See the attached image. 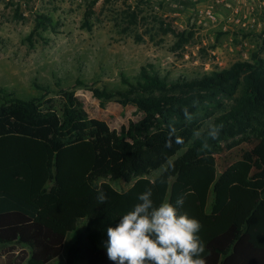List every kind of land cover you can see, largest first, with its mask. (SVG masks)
I'll use <instances>...</instances> for the list:
<instances>
[{
    "label": "trees",
    "instance_id": "trees-1",
    "mask_svg": "<svg viewBox=\"0 0 264 264\" xmlns=\"http://www.w3.org/2000/svg\"><path fill=\"white\" fill-rule=\"evenodd\" d=\"M98 1L84 28L91 29ZM127 18L138 23L135 12ZM261 54L192 79L169 80L145 66L136 78L123 77L124 90L97 94L103 106L119 100L147 115L132 134L128 162L108 123L91 118L74 91L48 98L38 87L45 93L28 100L1 91L0 246L7 247V264H54L62 257L66 264H112L107 228L148 189L157 206L184 198L180 212L202 224L206 264H264V177L253 179L246 160L219 173L205 156L239 137L264 141ZM205 122L209 126L178 157L192 140L188 133ZM115 181L130 188L118 191ZM71 232H78L75 241Z\"/></svg>",
    "mask_w": 264,
    "mask_h": 264
},
{
    "label": "rangeland",
    "instance_id": "rangeland-1",
    "mask_svg": "<svg viewBox=\"0 0 264 264\" xmlns=\"http://www.w3.org/2000/svg\"><path fill=\"white\" fill-rule=\"evenodd\" d=\"M93 1L0 0V96L5 91L26 100L41 97L45 92L38 87L48 98L61 90L74 91L91 118L108 123L126 162L132 159V134L147 115L119 100L103 106L97 94L124 90L123 77L134 79L145 66L169 80L192 79L251 61L261 49L264 58V32L224 31L204 16L213 7L221 14L219 23L226 17L228 8L219 0H99L89 30L84 23ZM132 12L138 15L136 25L127 18ZM42 16L49 20L44 23ZM209 124L188 133L192 140L178 157ZM205 156L219 173L246 160L253 165V179L264 177V141L239 137ZM110 183L118 191L130 188L123 181ZM77 234L71 232L70 239L75 241ZM58 263H65V257Z\"/></svg>",
    "mask_w": 264,
    "mask_h": 264
},
{
    "label": "clouds",
    "instance_id": "clouds-1",
    "mask_svg": "<svg viewBox=\"0 0 264 264\" xmlns=\"http://www.w3.org/2000/svg\"><path fill=\"white\" fill-rule=\"evenodd\" d=\"M97 199L105 203L107 197L99 193ZM138 201L114 227L107 228L105 247L112 264H206L207 248L199 235L202 224L180 212L183 197L175 204L157 206L148 189Z\"/></svg>",
    "mask_w": 264,
    "mask_h": 264
},
{
    "label": "built area",
    "instance_id": "built-area-1",
    "mask_svg": "<svg viewBox=\"0 0 264 264\" xmlns=\"http://www.w3.org/2000/svg\"><path fill=\"white\" fill-rule=\"evenodd\" d=\"M197 2L199 0H193ZM227 1V0H222ZM236 4L229 7V14L219 23L214 8H210L204 16L211 22L222 25L224 31L230 29L248 32H264V0H235Z\"/></svg>",
    "mask_w": 264,
    "mask_h": 264
},
{
    "label": "crops",
    "instance_id": "crops-1",
    "mask_svg": "<svg viewBox=\"0 0 264 264\" xmlns=\"http://www.w3.org/2000/svg\"><path fill=\"white\" fill-rule=\"evenodd\" d=\"M230 2H229V0H227V1H222V0H219V4H222V5H224V6H221V7H224L225 9H226V7L228 8V12L230 11L229 10V7H231V6H234L235 4H233V5H230L229 4ZM205 11V10H204ZM204 13V12H203ZM219 15H221L220 14V12H217ZM229 14V13H228ZM227 14V15H228ZM226 15V16H227ZM223 17L225 16V15H222ZM6 250H7V247H3V246H0V264H7L8 263V261H7V259H6V254H5V252H6ZM18 254V252H16V255ZM61 260V259H60ZM59 262V261H58ZM58 262H56V263H54V264H60V263H58ZM24 264H27V261L26 262H24ZM61 264H66V261H65V263H61Z\"/></svg>",
    "mask_w": 264,
    "mask_h": 264
}]
</instances>
